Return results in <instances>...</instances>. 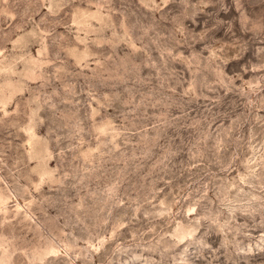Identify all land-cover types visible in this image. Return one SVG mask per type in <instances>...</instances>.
I'll use <instances>...</instances> for the list:
<instances>
[{"label":"rangeland","instance_id":"374dc122","mask_svg":"<svg viewBox=\"0 0 264 264\" xmlns=\"http://www.w3.org/2000/svg\"><path fill=\"white\" fill-rule=\"evenodd\" d=\"M0 264H264V0H0Z\"/></svg>","mask_w":264,"mask_h":264}]
</instances>
